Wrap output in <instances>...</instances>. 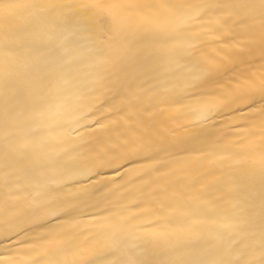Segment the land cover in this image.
I'll return each mask as SVG.
<instances>
[{"label": "snow or ice", "instance_id": "obj_1", "mask_svg": "<svg viewBox=\"0 0 264 264\" xmlns=\"http://www.w3.org/2000/svg\"><path fill=\"white\" fill-rule=\"evenodd\" d=\"M0 264H264V0H0Z\"/></svg>", "mask_w": 264, "mask_h": 264}, {"label": "bare ground", "instance_id": "obj_2", "mask_svg": "<svg viewBox=\"0 0 264 264\" xmlns=\"http://www.w3.org/2000/svg\"><path fill=\"white\" fill-rule=\"evenodd\" d=\"M109 175H111V174H109Z\"/></svg>", "mask_w": 264, "mask_h": 264}]
</instances>
